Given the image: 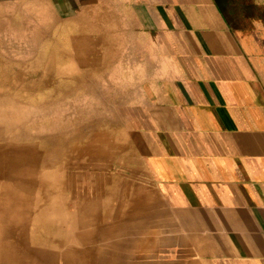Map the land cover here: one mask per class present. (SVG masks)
I'll list each match as a JSON object with an SVG mask.
<instances>
[{"label": "crops", "instance_id": "obj_1", "mask_svg": "<svg viewBox=\"0 0 264 264\" xmlns=\"http://www.w3.org/2000/svg\"><path fill=\"white\" fill-rule=\"evenodd\" d=\"M24 1L121 19L128 264H264V0Z\"/></svg>", "mask_w": 264, "mask_h": 264}, {"label": "rangeland", "instance_id": "obj_2", "mask_svg": "<svg viewBox=\"0 0 264 264\" xmlns=\"http://www.w3.org/2000/svg\"><path fill=\"white\" fill-rule=\"evenodd\" d=\"M109 17L0 4V144L14 130L0 161V264L138 260L121 229L137 219L124 216L135 159L121 135L123 26Z\"/></svg>", "mask_w": 264, "mask_h": 264}, {"label": "bare ground", "instance_id": "obj_3", "mask_svg": "<svg viewBox=\"0 0 264 264\" xmlns=\"http://www.w3.org/2000/svg\"><path fill=\"white\" fill-rule=\"evenodd\" d=\"M90 64V63H89ZM8 99H2L1 100V103L2 104H7L8 102ZM12 105V104H11ZM6 124H7V128L9 127V128H11V129H15V123H14V121H8V122H6ZM14 130H9L7 133H5L4 135H3V142H2V144H0V161H3V160H6V158H4L5 157V155L6 154H10V153H13V147H11V143H12V140H13V136H11L12 135V132H13ZM1 133V132H0ZM18 152V151H17ZM85 231V230H84ZM90 231H91V229H90ZM93 231V230H92ZM86 234H87V232H86ZM29 250V249H28ZM78 251V250H77ZM56 253V252H55ZM38 254V253H37ZM59 254V253H58ZM61 254V253H60ZM67 254V253H66ZM69 254V253H68ZM70 255V254H69ZM74 255V254H73ZM35 256V255H34ZM76 256H78V255H74V257H76ZM36 257V256H35ZM62 257V256H61ZM40 259V258H39ZM63 259H65V257L63 258ZM68 261V260H67ZM71 261V260H70ZM41 262H42V260H41ZM60 262H61V260H60ZM17 263V262H16ZM25 263V262H24ZM59 263V262H58ZM9 264V263H8ZM18 264H19V262H18ZM20 264H22V263H20Z\"/></svg>", "mask_w": 264, "mask_h": 264}]
</instances>
